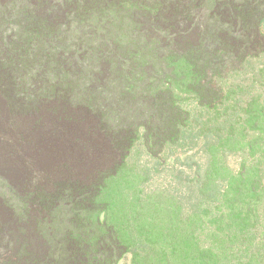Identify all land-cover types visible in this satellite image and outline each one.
<instances>
[{
	"label": "trees",
	"instance_id": "16d2710c",
	"mask_svg": "<svg viewBox=\"0 0 264 264\" xmlns=\"http://www.w3.org/2000/svg\"><path fill=\"white\" fill-rule=\"evenodd\" d=\"M160 1L102 3L106 21L97 25L99 18L90 20L89 13L78 19L80 9L88 12V0H0L1 61L21 39L16 12L31 13L48 34L33 35L26 44L30 57L49 52L51 65L84 80L86 87L102 83L115 70L123 90L162 98L168 119L161 130L157 101L137 117L130 115L137 107L133 104L122 122L105 105L78 103L65 91L47 96L55 74L47 75L49 82L33 81L34 68L13 78L0 76V141L10 147L9 153H0V171L16 175L0 177V264H58L62 258V264H119L129 253L132 264H181L184 257L186 264H264V108L252 101L246 121L235 126L240 102L229 83L248 62L264 56V0H172L165 8ZM134 10L139 12L131 19ZM106 29L126 45L134 40L136 56L155 61L132 67L101 57L96 49L97 67L81 36L95 38L97 48L95 30ZM90 66L98 77L83 74ZM189 100L206 110L217 133L227 134L218 137L216 149L242 153L243 164L236 175L201 179L199 226L184 239L185 249L165 232L143 226L123 232L108 218L105 194L139 140L150 154L188 144L193 120L182 103ZM44 154L53 159L45 170ZM58 198L61 210L81 203L86 234L80 250L52 246L50 215L40 199Z\"/></svg>",
	"mask_w": 264,
	"mask_h": 264
},
{
	"label": "rangeland",
	"instance_id": "374dc122",
	"mask_svg": "<svg viewBox=\"0 0 264 264\" xmlns=\"http://www.w3.org/2000/svg\"><path fill=\"white\" fill-rule=\"evenodd\" d=\"M112 1L124 0H88L86 8L88 12L80 9L77 15L79 21L89 13L88 19L94 21L96 17L99 18V21H94L97 25L101 22L105 23L102 3L107 5ZM171 1L161 0L160 3L165 8L170 5ZM128 11L130 12V10ZM138 12V10L131 11V19ZM16 20L23 32L20 41L9 47L8 60L6 62L0 60L1 77L13 78L14 75L28 74L34 68L37 72H34L33 81L45 79L46 82H49L47 75L55 74V85L47 86V96L49 94L62 95L63 93H59V91H65L64 94H69L70 98L73 96L78 103L92 104L98 109L105 105L104 108H107L108 114L115 119L119 116L122 122L127 119L130 112L128 109L133 104L137 107L133 108L135 111L134 113L130 112V115L136 114L137 117L143 115L157 101L159 105L157 114L161 117V130L167 128L168 119L162 105V98H156L152 93L138 92L135 95L129 90H123L121 87L122 77L115 70L111 75L105 77L102 83L94 81L91 87H86L83 84L84 80L76 81L71 78L73 74L61 72L56 65H51L49 52L37 53L35 57H30L26 44L32 40L33 35L42 36L48 32L42 21L31 13L18 11ZM93 26L96 25L93 24ZM95 31L98 32L96 38L100 42L97 48H93L95 38L81 36V39L90 47V57L93 60V56H95L93 52L100 49L101 57L115 59L118 64L126 61L128 65L139 68L146 65L145 60L155 61L153 58L144 59L133 54V52H138L134 40L129 42L131 45H126L121 43L116 35L109 34V31ZM262 31L264 33V26ZM109 41L113 46L108 45ZM140 43L146 44L143 39L140 40ZM107 51H110V55L106 54ZM96 59L93 63L98 67L99 63L95 62ZM82 72L84 75L91 73L96 77L100 74L98 71L92 70V66L85 68ZM229 80L230 85L234 86L238 93L236 102H240L238 113H233L232 121L235 126H239L246 121V110L249 109L248 106L252 101H258L260 108H264V56L248 62L240 73L233 75ZM233 105L231 103V106ZM182 108L191 113L193 120L189 128L192 136L188 139V144H176L167 147L162 152L150 154L143 139L139 140L126 160L124 168L108 183L105 199L108 202L109 220L123 232L130 233L133 227L143 226L151 231L165 232L177 237L179 243L186 249L184 239L190 237L199 226L197 211L200 196L198 187L201 179L205 174H209L212 178L236 175L240 172L243 164V155L216 149L219 143L218 137H225L227 134L216 132L215 122H210L209 114L205 109L198 107L191 100L182 103ZM252 136L250 133L249 137ZM9 149L8 145H4L0 141V153H9ZM262 150L263 148L260 147V153ZM40 161L43 170L53 164V159L47 154H44ZM0 177L15 179L16 175L6 176L0 171ZM218 185H220V190L225 187V184L222 183ZM40 200L50 215L48 228L52 246L60 251H65L69 246H75L80 250L86 234L81 223L83 214L81 203H75L74 208L61 210L57 207L61 205L60 198H58L59 201ZM214 209H211V215L216 212ZM219 209L226 211L223 206H220ZM64 259L62 258L58 264H62ZM181 261V264H186V257L181 258ZM119 264H132V254L126 255Z\"/></svg>",
	"mask_w": 264,
	"mask_h": 264
}]
</instances>
